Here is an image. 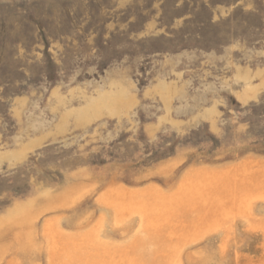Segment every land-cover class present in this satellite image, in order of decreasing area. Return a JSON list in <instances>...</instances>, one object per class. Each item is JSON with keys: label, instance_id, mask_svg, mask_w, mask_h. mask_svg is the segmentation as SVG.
I'll list each match as a JSON object with an SVG mask.
<instances>
[{"label": "rangeland", "instance_id": "obj_1", "mask_svg": "<svg viewBox=\"0 0 264 264\" xmlns=\"http://www.w3.org/2000/svg\"><path fill=\"white\" fill-rule=\"evenodd\" d=\"M243 163L264 170V0H0V264H264L240 180L139 247L153 194Z\"/></svg>", "mask_w": 264, "mask_h": 264}, {"label": "bare ground", "instance_id": "obj_2", "mask_svg": "<svg viewBox=\"0 0 264 264\" xmlns=\"http://www.w3.org/2000/svg\"><path fill=\"white\" fill-rule=\"evenodd\" d=\"M252 166L253 163H243L241 167H234L233 169L228 171H214L211 175H199L196 181L190 183L187 182L183 185L180 184L181 186H179L177 191H175V193L171 196H164L161 193L153 194V199L160 202L161 208H158L159 204H155L151 208V210L147 212L146 215H142L141 213H139V216L142 220L148 219L149 225L146 226L148 229H146V236L139 242V247L142 251V255H145L147 253L151 254V252L153 251L150 250H152L153 248L157 250H162L165 247L168 248L167 244L162 240L163 229L161 226H155L153 224V217H157V220H159V218L166 217V212L173 211L171 213L173 215V218L179 216H190L189 218H196L200 216V213L205 207H198L197 205H195V203L202 201L205 202L203 206H207V208H219L220 202L217 203L208 196L213 192H218L220 188L230 186L236 180L242 181V183L240 184V187H242V189H247L249 191H259L260 188L264 186V170L256 169L257 171H252L251 169V171H249V167ZM239 176L241 177L240 179L238 178ZM240 187H237L236 189ZM118 197L122 201L120 204L122 207L132 204L143 207L148 206L146 204V201H142L140 197H137V194L133 195L131 193H121ZM260 198L264 201V196H261ZM164 207H168V211L165 212L164 209H162ZM53 253L54 251H51L50 253L52 257L54 256ZM74 253L76 254V251H73V254ZM54 262L52 260V264H54ZM58 262L64 263V259H60L58 260Z\"/></svg>", "mask_w": 264, "mask_h": 264}]
</instances>
